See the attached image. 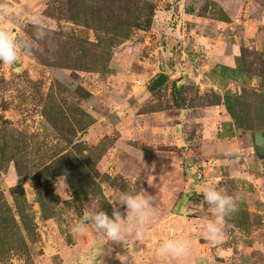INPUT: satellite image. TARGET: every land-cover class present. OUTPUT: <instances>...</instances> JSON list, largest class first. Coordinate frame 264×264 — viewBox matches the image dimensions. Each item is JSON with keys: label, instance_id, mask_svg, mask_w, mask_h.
<instances>
[{"label": "rangeland", "instance_id": "rangeland-1", "mask_svg": "<svg viewBox=\"0 0 264 264\" xmlns=\"http://www.w3.org/2000/svg\"><path fill=\"white\" fill-rule=\"evenodd\" d=\"M0 3L31 44L0 63V264H264V0ZM209 185L237 202L216 244ZM143 189L142 239L73 232ZM181 238L187 258L158 254Z\"/></svg>", "mask_w": 264, "mask_h": 264}, {"label": "clouds", "instance_id": "clouds-1", "mask_svg": "<svg viewBox=\"0 0 264 264\" xmlns=\"http://www.w3.org/2000/svg\"><path fill=\"white\" fill-rule=\"evenodd\" d=\"M8 12L7 6L0 3V17ZM46 31L36 24L34 39L45 40ZM31 50V44L13 36L9 31L0 29V63L11 66L19 62L21 52ZM151 186V184H149ZM205 203L213 219L205 224L204 236L213 244L219 243L224 237L226 219L237 211V202L233 195L214 186H207L202 192ZM113 204L112 214L103 210L91 208L86 210L80 220L74 225L73 232L85 234L89 225L104 235L108 241L124 243L129 236L134 235L142 239L145 230L156 219V199L143 189L135 194L122 193ZM124 207L122 213L120 208ZM191 243L187 239H166L160 243L158 254L162 257H171L176 260L187 258L190 255ZM102 251L94 253L93 259H98ZM99 264H104L99 260Z\"/></svg>", "mask_w": 264, "mask_h": 264}, {"label": "trees", "instance_id": "trees-1", "mask_svg": "<svg viewBox=\"0 0 264 264\" xmlns=\"http://www.w3.org/2000/svg\"><path fill=\"white\" fill-rule=\"evenodd\" d=\"M170 79V77L168 76V75H160L159 76V78L157 79V83H158V85H162V84H164L166 81H168ZM173 88H174V90H173V93H174V95H175V97L177 98V99H181V95H180V92H179V88L177 87V85L176 84H174L173 85Z\"/></svg>", "mask_w": 264, "mask_h": 264}, {"label": "built area", "instance_id": "built-area-1", "mask_svg": "<svg viewBox=\"0 0 264 264\" xmlns=\"http://www.w3.org/2000/svg\"><path fill=\"white\" fill-rule=\"evenodd\" d=\"M181 73H182V74L184 73L183 70H182V72H180V74H181Z\"/></svg>", "mask_w": 264, "mask_h": 264}]
</instances>
